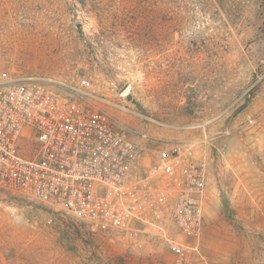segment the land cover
I'll list each match as a JSON object with an SVG mask.
<instances>
[{
  "label": "rangeland",
  "instance_id": "1",
  "mask_svg": "<svg viewBox=\"0 0 264 264\" xmlns=\"http://www.w3.org/2000/svg\"><path fill=\"white\" fill-rule=\"evenodd\" d=\"M25 77L88 79L135 132L144 220L126 238L0 192V264H264V0H0V82ZM179 147L207 180L188 237L160 195Z\"/></svg>",
  "mask_w": 264,
  "mask_h": 264
},
{
  "label": "built area",
  "instance_id": "2",
  "mask_svg": "<svg viewBox=\"0 0 264 264\" xmlns=\"http://www.w3.org/2000/svg\"><path fill=\"white\" fill-rule=\"evenodd\" d=\"M108 103L85 78L68 91L42 77L0 82V192L132 238L144 220L134 186L142 147ZM174 154L160 195L188 237L204 218L206 173L191 150Z\"/></svg>",
  "mask_w": 264,
  "mask_h": 264
},
{
  "label": "water",
  "instance_id": "3",
  "mask_svg": "<svg viewBox=\"0 0 264 264\" xmlns=\"http://www.w3.org/2000/svg\"><path fill=\"white\" fill-rule=\"evenodd\" d=\"M128 89H129V88H128ZM128 89H127V90H128ZM127 90H126V91H127Z\"/></svg>",
  "mask_w": 264,
  "mask_h": 264
}]
</instances>
